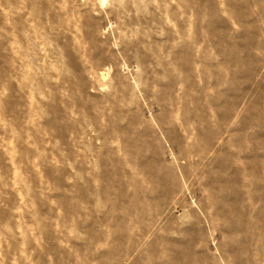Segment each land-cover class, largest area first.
Instances as JSON below:
<instances>
[{"label":"rangeland","instance_id":"1","mask_svg":"<svg viewBox=\"0 0 264 264\" xmlns=\"http://www.w3.org/2000/svg\"><path fill=\"white\" fill-rule=\"evenodd\" d=\"M0 264H264V0H0Z\"/></svg>","mask_w":264,"mask_h":264},{"label":"bare ground","instance_id":"2","mask_svg":"<svg viewBox=\"0 0 264 264\" xmlns=\"http://www.w3.org/2000/svg\"><path fill=\"white\" fill-rule=\"evenodd\" d=\"M102 75H104V73H102Z\"/></svg>","mask_w":264,"mask_h":264}]
</instances>
